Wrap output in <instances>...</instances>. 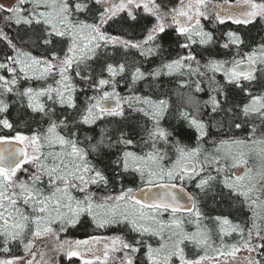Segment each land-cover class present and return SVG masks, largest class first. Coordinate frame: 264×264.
I'll return each instance as SVG.
<instances>
[{"label":"snow or ice","instance_id":"obj_1","mask_svg":"<svg viewBox=\"0 0 264 264\" xmlns=\"http://www.w3.org/2000/svg\"><path fill=\"white\" fill-rule=\"evenodd\" d=\"M227 24L264 0H0V264H264V35Z\"/></svg>","mask_w":264,"mask_h":264},{"label":"trees","instance_id":"obj_2","mask_svg":"<svg viewBox=\"0 0 264 264\" xmlns=\"http://www.w3.org/2000/svg\"><path fill=\"white\" fill-rule=\"evenodd\" d=\"M234 1L235 0H233V2ZM171 2L175 3V2H177V0H171ZM146 20H147V22H150V18H146ZM207 27L211 28V25L209 24V25H207ZM228 28H231L234 31L241 32L242 34L245 35L246 39H248L249 41L258 42L260 40V36L264 35V32H261L260 35L257 34L258 31H259V25L255 26V27H252V26L245 27V26H240V25L227 24V25L224 26V30H227ZM170 35L173 36V41H174V34L170 33ZM173 41H166L165 42V47H169V45H171V48L173 49L171 54L173 56H175L177 54V51H176V45H175V43ZM2 51H3V45L0 44V54H2ZM25 86H27V85H25ZM34 86H38V82H34ZM14 111L15 110L13 109V114H14ZM168 124H169V120H165L163 122L162 126L167 127ZM237 134L238 135H244L243 132H238ZM189 135L191 136V140L185 138L184 142L185 143H189L192 146H194L195 145L194 133L190 132ZM205 211L210 212L212 215L221 214L220 210L219 209H214L213 205H211V204H209L208 208L205 209ZM246 211L247 210H245V212ZM248 215H250V213H248ZM230 218L233 219L234 221H236L237 219H244L245 216L234 211ZM116 232H119V229H112L111 231H109L107 233H104L103 231L93 233V231L90 228L78 227L76 229H70L69 232L67 233V237L68 238H72V239H83L86 234L87 235H90V234H98V235L107 234V235H111V234L116 233ZM228 242H231V241L229 240ZM186 251L188 252L189 255H192L196 250L194 248H192V246L190 245L188 247V249H186ZM141 255H142V253H141ZM62 264H67V262L66 261H62ZM71 264H79V262L77 260H75V259H72Z\"/></svg>","mask_w":264,"mask_h":264},{"label":"flooded vegetation","instance_id":"obj_3","mask_svg":"<svg viewBox=\"0 0 264 264\" xmlns=\"http://www.w3.org/2000/svg\"><path fill=\"white\" fill-rule=\"evenodd\" d=\"M73 259L77 260L79 262V264H80V261L77 258H73Z\"/></svg>","mask_w":264,"mask_h":264},{"label":"rangeland","instance_id":"obj_4","mask_svg":"<svg viewBox=\"0 0 264 264\" xmlns=\"http://www.w3.org/2000/svg\"><path fill=\"white\" fill-rule=\"evenodd\" d=\"M234 2H235V1H234ZM234 2H233V3H234Z\"/></svg>","mask_w":264,"mask_h":264}]
</instances>
